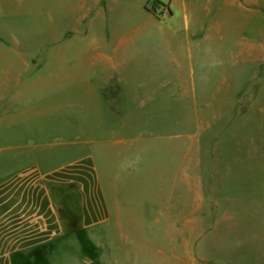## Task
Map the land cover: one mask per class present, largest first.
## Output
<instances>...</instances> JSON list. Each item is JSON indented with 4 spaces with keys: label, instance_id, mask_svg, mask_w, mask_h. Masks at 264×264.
<instances>
[{
    "label": "crops",
    "instance_id": "0c3cea01",
    "mask_svg": "<svg viewBox=\"0 0 264 264\" xmlns=\"http://www.w3.org/2000/svg\"><path fill=\"white\" fill-rule=\"evenodd\" d=\"M92 2V25L114 19V54L98 46L95 57L103 67L109 65L99 99L114 106L115 115L145 124L149 140H164L170 186H156L135 199L118 193L122 182L114 170L113 196L91 159L55 164L39 144H21L25 138L47 139L48 127L0 130L5 141L0 155L6 153L0 158V264H55L60 247L72 246L79 247L80 264H103L104 244L96 228L112 216L114 264H262V246L200 247L205 234L200 213L211 212L215 224L223 216L216 215L217 200L207 202L199 193V170L202 164L210 166L213 155L229 154L232 125L242 131L252 102L264 97V5L259 0H114L110 15L104 0ZM62 17L63 25H71L69 9ZM82 17L76 16V22ZM96 42L103 45L107 38L100 34ZM66 45L48 54L53 66L50 62L47 83L54 76L62 80L63 96L71 81L61 63ZM86 53L79 50V60L86 61ZM1 71L0 86H7L10 73L16 79L21 75L17 69ZM62 105L71 103L63 100ZM183 108H189L185 116ZM38 110L34 106L32 115L17 118L38 121L34 114L44 109ZM2 116L0 126L13 119ZM127 140L116 136L114 146ZM207 180L210 185V176Z\"/></svg>",
    "mask_w": 264,
    "mask_h": 264
},
{
    "label": "rangeland",
    "instance_id": "374dc122",
    "mask_svg": "<svg viewBox=\"0 0 264 264\" xmlns=\"http://www.w3.org/2000/svg\"><path fill=\"white\" fill-rule=\"evenodd\" d=\"M259 3L264 5V0ZM104 4L112 10L108 14L114 15V0H104ZM93 7L92 0H0V37L3 39L0 42V78L3 76L1 70L21 71L17 79V74L10 73L7 86H0L2 117L13 118L3 123L0 130L24 132L38 127L41 131L48 127L47 139L25 138L20 139L21 144L34 147L39 144V150H48L49 161L55 164L91 159L96 174L108 185L113 196L114 170H119L122 183L117 188L118 193L142 198L152 193L156 186L157 189L170 186L162 160L167 150L162 146L164 140H149L145 124H133L125 116L115 115L114 106L105 105L99 99L103 73L109 65L103 67L95 57L98 46L105 54H114V19L108 16L99 25H92ZM64 8L69 9V26L62 24ZM261 12L264 15V11ZM80 14L83 17L76 22L75 17ZM100 34L107 38L103 45L96 42ZM63 44L69 47L62 54L61 63H66L65 67L71 72L65 96L62 94L65 84L57 76L50 77L47 83L49 63L51 68L53 66L48 54ZM79 50L87 52L86 61L79 60ZM258 99L248 109L242 131H238V124L232 125L227 138L229 154L226 157L213 155L210 166H200L199 193L207 202L217 200L216 215L223 217L215 224L212 213L204 210V215L203 212L199 215V224L205 227L200 247L262 246L264 264V97ZM63 100L69 101L71 106H63ZM48 105L51 108L46 112ZM34 106L38 111L44 109L43 113L34 114L38 121L23 122L17 118L32 115L28 112ZM187 110L189 108H183L184 116ZM187 128L190 129V124ZM116 136L128 140L116 147ZM138 137L143 140L132 141ZM4 144L5 141H0V149ZM150 146L153 149L148 152ZM114 148H119L116 156ZM5 154L2 152L0 158ZM207 176H210L211 186ZM179 187L176 194H180ZM61 191L56 190V194L62 195ZM187 193L183 183L182 194ZM69 194L73 196L74 191L71 189ZM59 205L63 207L62 203ZM139 218L138 225L143 228L144 217ZM96 229L104 244L103 264H114V216ZM80 256L78 246L60 247L54 262L80 264Z\"/></svg>",
    "mask_w": 264,
    "mask_h": 264
}]
</instances>
